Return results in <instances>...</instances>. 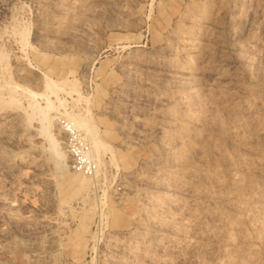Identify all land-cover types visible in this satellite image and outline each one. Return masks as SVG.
<instances>
[{
	"label": "rangeland",
	"instance_id": "374dc122",
	"mask_svg": "<svg viewBox=\"0 0 264 264\" xmlns=\"http://www.w3.org/2000/svg\"><path fill=\"white\" fill-rule=\"evenodd\" d=\"M0 264H264V0H0Z\"/></svg>",
	"mask_w": 264,
	"mask_h": 264
},
{
	"label": "bare ground",
	"instance_id": "6f19581e",
	"mask_svg": "<svg viewBox=\"0 0 264 264\" xmlns=\"http://www.w3.org/2000/svg\"><path fill=\"white\" fill-rule=\"evenodd\" d=\"M47 119H48V118H47ZM47 124H48V123H47ZM78 128H79V125H78ZM85 129H86V128H85ZM85 129H84V131H85ZM53 147H54V146H53ZM55 147H57V146H55ZM54 149H57V148H54ZM54 151H55V150H54ZM54 151H53V152H54ZM54 153H55V152H54ZM56 153H57V152H56ZM87 154H88V157H91V151H88ZM56 155H59V154L57 153ZM56 155H55V156H56ZM56 159H58V158L56 157ZM62 159H63V158H62ZM60 162H61V161H60ZM61 164H62V163H59V162H58V165L62 167ZM61 167H60V168H61Z\"/></svg>",
	"mask_w": 264,
	"mask_h": 264
},
{
	"label": "built area",
	"instance_id": "2783aa9c",
	"mask_svg": "<svg viewBox=\"0 0 264 264\" xmlns=\"http://www.w3.org/2000/svg\"><path fill=\"white\" fill-rule=\"evenodd\" d=\"M78 154H80V156H82V157L80 158V161H82L83 159H84V161L87 160V158H86V153H83V151H80ZM87 161H88V160H87Z\"/></svg>",
	"mask_w": 264,
	"mask_h": 264
}]
</instances>
